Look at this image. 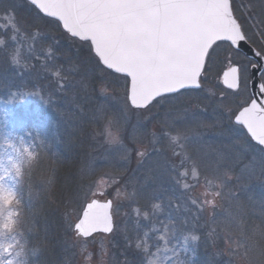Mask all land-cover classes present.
I'll return each mask as SVG.
<instances>
[{
	"label": "rangeland",
	"instance_id": "1",
	"mask_svg": "<svg viewBox=\"0 0 264 264\" xmlns=\"http://www.w3.org/2000/svg\"><path fill=\"white\" fill-rule=\"evenodd\" d=\"M1 2L16 4L15 0ZM19 8L0 6V54L7 58L10 68L19 74L26 73L32 62L36 61L39 69L42 68L55 83L56 90L63 91V84L66 83L64 73L71 74L76 69L70 63L57 64L56 56L42 43L46 41L55 47L64 44L74 52V56L79 57V41L67 36L61 28L60 36L55 26L45 24L40 18L31 21L29 15L23 9L19 11ZM233 8L246 41L264 58V40L260 34L262 28L259 31V25L251 19L249 6H244L241 0H234ZM253 36L258 43L255 44L254 40L249 42ZM88 50L93 56L89 46ZM210 52L205 66V69L208 66V77L204 76V69L198 92L159 100L144 110L129 107L122 78L105 76L103 71L107 70L100 64L103 71L90 69L91 64L85 58L81 59L85 68L90 69L92 77H95V82L91 80V84L97 85V111L94 107L84 111L79 97L73 99L68 96L66 102L59 99L63 111L56 113L52 98L36 86L25 88L24 85L0 96V176L4 177L9 188H13L16 194L11 196L18 201V205L14 206L11 199H0V244H23L20 259L24 264H147L148 259L157 258L152 253L163 248L165 242L159 237L164 234V225L171 221L167 245L177 250L178 256L165 264H174V261L176 264L179 261H183V264H264V254H261V250H264V153L251 148L247 135H241L239 127L232 122L239 108L250 100L249 68L254 62L230 46L214 48ZM83 64H79L80 71L84 68ZM230 66L240 69V86L234 93L227 92L219 82L221 73ZM260 80L264 82V69ZM75 84L78 88V82ZM92 85L88 86L90 92L94 89ZM74 90L75 87L71 88V92L67 88L68 94ZM85 98L90 102L94 99ZM64 106L67 107L66 113ZM82 115L94 117L92 120H99V124L96 128L92 123L85 127V131L90 127L89 133L93 129L89 135L93 145L81 150L73 178L70 180L66 176L62 184H58L52 178V168L44 166L40 173L32 177L22 199L26 173L40 153L48 152V137L53 139V146L58 149L60 145L66 153L62 147L64 143H60L62 130L67 129L64 128L67 122H76ZM177 129L189 136L188 141L182 140L181 143H185L186 150L198 160L202 178L208 174L219 176L224 181L222 189H213L221 191L222 195L210 205L199 206L205 199L201 186L185 190L177 182L180 180L178 172L184 169L172 170L171 166L179 163V157L173 155L174 146L165 135H174ZM108 132L115 134V142H111ZM6 139L12 142L10 146H5ZM13 145L21 152L24 147L29 148L33 156L22 154L17 161ZM175 151L179 152L180 149L175 148ZM9 176L15 178V185ZM185 182L192 183L190 179ZM48 185H52V191H58V196L48 192ZM99 190H103L105 195H91ZM62 194L68 200L72 199L68 203L55 204L63 197ZM41 195H45V202H49L45 205L47 208L55 205L54 208L59 209L57 216L61 226L57 230L56 258L37 261L28 257L30 251L26 252L22 229L17 232L4 225L11 221L14 227H20L23 224V207L29 210L32 202L35 203ZM190 197L197 198V205L191 203ZM93 198L113 201V231L109 235L96 234L82 239L75 235L73 226L81 204ZM207 199L213 198L209 196ZM154 204L160 205L158 211L153 209ZM146 212L147 218L144 215ZM236 221L242 222V228L237 226ZM145 232H148L147 237L144 236ZM192 235L198 239L192 241ZM185 236L189 237L187 251L183 250ZM245 238L248 244L255 245L247 253L244 249ZM138 240L147 241V255L142 247L137 249ZM205 242L206 246H203ZM35 250L38 252L39 249ZM158 254L171 256L170 252ZM32 255L34 257L33 251Z\"/></svg>",
	"mask_w": 264,
	"mask_h": 264
},
{
	"label": "snow or ice",
	"instance_id": "2",
	"mask_svg": "<svg viewBox=\"0 0 264 264\" xmlns=\"http://www.w3.org/2000/svg\"><path fill=\"white\" fill-rule=\"evenodd\" d=\"M40 12L48 17L56 18L63 29L73 38L89 44L90 50L98 57V62L115 74H121L124 80L126 102L136 109H146L167 94L180 92L182 89H199L200 78L211 55L210 50L219 43L229 42L237 45L245 39L242 25L234 15V0H30ZM34 38V37H33ZM19 54V49H17ZM259 55V53H258ZM15 59V57H13ZM222 83L230 90H238L240 86V69L228 67L223 72ZM264 94V82L259 85ZM47 101L45 100V103ZM235 123L243 126L251 138L264 145V99H251L245 102L235 114ZM107 131V129H106ZM111 142L116 136L108 132ZM170 144L174 146L173 155L179 157V163L173 164L172 170L179 171L177 181L185 190L197 186L203 188L205 197L199 205L212 204L216 197L222 195L224 181L219 176L204 174L198 160L187 150L189 136L177 129L176 133H165ZM23 147V141H21ZM179 148L180 151H175ZM14 158L19 161L23 155L33 156V151L13 145ZM143 155V153H138ZM2 165V160H0ZM15 185V178L9 176ZM190 179L192 183L185 182ZM4 177L0 176V199L7 195H15ZM93 197L104 196L103 190L93 191ZM211 196L213 199H207ZM191 203L197 205V198L190 197ZM74 224L78 236L91 237L94 233H111L113 231V201L99 199L85 200ZM154 210L160 205L154 204ZM147 218L148 213H144ZM169 221L164 225V234L159 238L164 246L158 249L156 260L148 259L147 264H165L178 251L169 248L167 237ZM242 228V222L236 221ZM153 231L155 228L152 229ZM173 232L175 228L173 226ZM264 235V233H262ZM148 236V232L144 233ZM187 236L184 237V251H187ZM192 241L198 239L192 235ZM21 251L5 248L0 244V264H24L18 260ZM137 249L143 248L145 255L149 252L147 241H137ZM245 238V253L254 248ZM171 253L159 255L158 253ZM264 254V250H261ZM174 264L176 262L174 261ZM178 264H183L179 261Z\"/></svg>",
	"mask_w": 264,
	"mask_h": 264
},
{
	"label": "trees",
	"instance_id": "3",
	"mask_svg": "<svg viewBox=\"0 0 264 264\" xmlns=\"http://www.w3.org/2000/svg\"><path fill=\"white\" fill-rule=\"evenodd\" d=\"M15 1H16V4H14L13 2L3 3L0 0V6L8 5L11 8H18L20 6L18 10L21 11L23 9L24 13L29 15V19H31V21H34L36 18H40L41 21L44 22L45 24L47 23L51 26H55V28L58 29L60 36H62L61 31H59L60 26L57 22L41 16L31 5H29L24 0H15ZM241 1L244 6L246 5L249 6L248 11L251 16V19L253 20V22L255 21L256 24L259 25V26L256 25L257 29L260 31V29L262 28L260 34H261V38H263L264 40V0H241ZM250 40L251 41L254 40L255 44L258 43L257 42L258 39L256 40V37L254 36L251 39H249V42H251ZM57 42L55 44H57ZM79 43H80L79 48L81 49V53L79 54V57L74 56V52L71 51L69 48H67L64 44L60 45L59 47H55V46H51L50 43L46 41L42 43L43 46H48L51 49V53L53 54V56L54 55L56 56L55 62L57 64L62 65L61 63L63 64L70 63V64H73V66L76 69L75 72H72L71 74L64 73V76L67 77L68 75V77L67 78L64 77V80L66 81V83L63 84L64 90L61 92H58L56 90L55 83L50 80L49 76H47L45 71H43L42 68L39 69L36 61L32 62L31 67L28 68V71L26 73L19 74L18 72L10 68L7 58L1 53L0 54V96L4 95L8 91L15 90L16 88H20V87L22 88L24 87V85H26L25 88H32L33 86H36L40 90L44 91L45 95H48L49 97L52 98L51 101H53V105H55L53 109L56 111V113H59L58 111L60 112L63 111V105L60 104L59 99L61 98L63 100L62 102H66V99L68 96H72L73 99H76L77 97H79V99L81 100L80 106L81 105L84 106V111L85 110L87 111V108L89 109L91 107H94L95 111H97L98 102H99V101H96L95 99V96H96L95 88H97L96 87L97 85L96 83L95 85L91 84V80L95 82V77H92V73H90L89 70L90 69L92 70L97 69L100 71H103V70L98 65L99 63L97 59L90 55L89 50H88L89 44L85 42H82V43L79 42ZM219 47L228 48L229 45L226 43H219V46H216L214 48H219ZM59 57H61L62 62L59 60ZM82 58L83 59L85 58L88 61V64L89 63L91 64L90 69L85 68L83 61L81 60ZM66 59H67V62L65 63ZM209 60L210 59H208V62ZM81 63L84 65V68L81 69L80 71L79 68H80ZM206 71H208V66L206 67L205 72H204L205 73L204 76L207 78L208 73H206ZM103 74L111 78L114 77L115 79L122 78L120 76L111 74L108 71L106 72L103 71ZM69 79L71 81H69ZM75 79L77 81H75ZM75 82L76 83L78 82V85H79L78 88L76 87ZM89 85L90 86L92 85V87L94 88L92 89L91 92L89 91L90 88H88ZM73 87H75V90L72 93L68 94L67 88H69V91L71 92V88ZM192 92L195 93L198 91L180 92L179 94H176L173 96L164 97L161 100H167L168 98L178 96L180 94L181 95L184 93L190 94ZM227 92L234 93L228 90ZM85 97L90 98V99L94 98V99H91L92 101L90 102V100L89 101L86 100ZM100 103L102 105L107 106L105 102L100 101ZM100 103L99 105H101ZM64 109L66 113L67 107L64 106ZM88 117H89L88 115H82L76 120V122L75 121L67 122L68 123L67 126H64V128L67 127V129L62 130L60 143L65 144V145L63 144L62 147L66 151V153L62 151L60 145L58 146V149L55 146H53L54 145L53 139L48 137V140L50 141V145H49L50 148H48V152H44L43 154L40 153L36 157V160L34 161L31 169L28 170V172L26 173L27 175L24 181V186H23V188L24 187L25 188L23 192L21 193L22 199L24 198V196L26 195L28 191V186L31 182L30 180L33 179L34 175H37L38 172L40 173V171H42L44 166H49L48 168H52V172H51L52 178H54V180L58 184H62V180L66 176H68L70 180L73 178V172L79 164V159L81 157L83 147H85L86 149V147H90V144H92V141L90 140L89 135L90 133H92L93 129H91L92 131L90 130V133H89L90 127L86 131H85V127L89 123H92L93 128H96L97 125L99 124L98 123L99 120L98 121L96 119L92 120L94 117H89L90 118L89 120ZM57 122L59 123L60 121H57ZM236 129L238 128L236 127ZM239 130H240L239 132L241 133V135H245V132L242 130L241 127H239ZM74 139H76L77 142L74 143ZM79 145H82V147H79ZM249 146L251 148H257L259 149L260 152L264 153V150H262L261 148L257 147L256 145L252 143H249ZM60 149H61V152H60ZM48 186H50V188H47L49 190L48 192L52 195L58 196V191L57 192L52 191L54 190L51 187L52 185H48ZM55 186L57 189V184H55ZM62 196L63 197H60L61 199H58V202H55V204L57 203L60 205L63 202L68 203V201L72 199L71 198L70 200H68L67 197H65V195L63 194ZM44 198H45V195L44 196L41 195V198L37 199L35 203L32 202L31 208L29 210H27L28 209L27 207H23V211H21V216H23V218L21 217L23 224L22 225L20 224V228L22 229V235H24L23 241H26L25 243L26 252L30 251L28 253V257L30 260L41 261L40 260L41 258L49 259V257L52 259H55L56 255L58 254L57 253V248H58L57 239H59V231L57 230H58V227L61 226L60 223H58L59 222L58 219L60 218L57 216L59 215V212H58L59 209L54 208L55 205H51V208H47L48 206L46 207L45 205H47L49 202L47 201L45 202ZM40 199L42 201H40ZM42 205H44V208H42L43 207ZM54 224L56 226H54ZM203 246H206V242L203 244ZM35 249H39L38 252ZM32 251H33L34 257L32 255ZM29 254H31L32 256Z\"/></svg>",
	"mask_w": 264,
	"mask_h": 264
},
{
	"label": "water",
	"instance_id": "4",
	"mask_svg": "<svg viewBox=\"0 0 264 264\" xmlns=\"http://www.w3.org/2000/svg\"><path fill=\"white\" fill-rule=\"evenodd\" d=\"M26 1L29 5H31L41 16L47 18V19H50V20H53L55 22H57L60 26V28L62 29V31L67 35L69 36L70 38H73L71 37L70 34H68L62 27V25L60 24V22L58 20H56V18H53V17H48L46 16L44 13L40 12L39 9H37L34 5L31 4L30 0H24ZM73 39H76L78 40L79 42H84V41H81L79 40L78 38H73ZM226 44H228L234 51H237L239 53H241L242 55H244L246 58H248L249 60L253 61L254 64L250 66L249 68V81H248V91H249V95H250V100L255 98L257 99L258 101L259 100H262L264 99V94L260 93L259 91V85L262 83L261 80H260V75L261 73L263 72V69H264V58H262L260 56V54L258 55V52L248 44V42L246 41V39H244L243 41H240L237 45H230L229 42H224ZM92 54L95 56V53L92 51ZM95 58L98 60V57L95 56ZM100 64V63H99ZM104 69L105 67L100 64ZM232 67V66H230ZM234 67H237V66H234ZM227 69H225L224 71H226ZM108 72L112 73V74H115L114 72H112L111 70H107ZM223 71V72H224ZM223 72L221 73L220 75V78H219V82L221 84V86L226 89V90H229V91H232V92H236L237 90H230V89H227L226 86L223 85L222 83V77H223ZM117 76H121V74H115ZM201 88V87H200ZM199 89H182L180 90V92H185V91H198L200 90ZM178 92V93H180ZM178 93H174V94H167L166 96L164 97H169V96H173V95H176ZM163 98V97H162ZM160 99V98H158ZM157 99V100H158ZM249 100V102H250ZM129 105V104H128ZM129 107L133 110H144V109H136V108H133L131 105H129ZM232 122L234 125L236 126H239L242 128V130L245 132V134L247 135V137L249 138V140L251 141L252 144L256 145L257 147L261 148L262 150H264V145H261L259 144L257 141L253 140L250 136V134L247 133V130L245 128H243V126L241 125H238L235 123V116L233 117L232 119ZM103 202V201H102ZM73 230H74V226H73ZM75 232V230H74ZM96 234H102V235H109L111 233H102V232H98V233H94L93 235H96ZM75 235L79 238H82V239H87V238H90V237H81V236H78L75 232ZM92 235V236H93Z\"/></svg>",
	"mask_w": 264,
	"mask_h": 264
},
{
	"label": "clouds",
	"instance_id": "5",
	"mask_svg": "<svg viewBox=\"0 0 264 264\" xmlns=\"http://www.w3.org/2000/svg\"><path fill=\"white\" fill-rule=\"evenodd\" d=\"M4 143H5V146H10V145L12 144V142H11L10 140H7V139L4 141ZM3 199H4V200H9V199H11V202H12V204H13L14 206L18 205V201H17L15 198H13L11 195H7V196L3 197ZM4 227H5V228H8V229H10V230L17 231V232H19V231L21 230L19 226H15V227H14V226H13V223H12L11 221L8 222V223H6V224L4 225ZM3 246H4L5 248L12 247V248H14L15 251H21V246H20V245H13V244H11V243H4ZM22 255H23V253H22ZM17 259H18V260H22V259H20V257H18Z\"/></svg>",
	"mask_w": 264,
	"mask_h": 264
},
{
	"label": "bare ground",
	"instance_id": "6",
	"mask_svg": "<svg viewBox=\"0 0 264 264\" xmlns=\"http://www.w3.org/2000/svg\"><path fill=\"white\" fill-rule=\"evenodd\" d=\"M250 46H251V45H250ZM210 51H211V50H210ZM93 56H94V55H93ZM94 57H95V56H94ZM114 75H115V74H114ZM202 75H203V73H202ZM120 77H121V76H120ZM201 78H202V76H201ZM201 78H200V79H201ZM236 92H237V91H236ZM163 98H164V97H163ZM161 99H162V98H160V99H158V100H161ZM158 100H157V101H158ZM153 104H154V103H153ZM153 104H152V105H153ZM148 108H149V107H148ZM146 109H147V108H146ZM132 110H133V109H132Z\"/></svg>",
	"mask_w": 264,
	"mask_h": 264
}]
</instances>
